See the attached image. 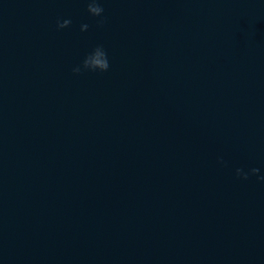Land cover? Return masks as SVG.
Instances as JSON below:
<instances>
[{
	"label": "water",
	"instance_id": "water-1",
	"mask_svg": "<svg viewBox=\"0 0 264 264\" xmlns=\"http://www.w3.org/2000/svg\"><path fill=\"white\" fill-rule=\"evenodd\" d=\"M100 3L0 0V264H264V0Z\"/></svg>",
	"mask_w": 264,
	"mask_h": 264
},
{
	"label": "clouds",
	"instance_id": "clouds-1",
	"mask_svg": "<svg viewBox=\"0 0 264 264\" xmlns=\"http://www.w3.org/2000/svg\"><path fill=\"white\" fill-rule=\"evenodd\" d=\"M87 12L90 16L94 18H100L98 20V27H102L105 23L103 19L104 9L101 6L100 0H87ZM71 24L70 20H64L63 22L57 21V30H62ZM88 25L84 24L81 26V32L87 31ZM109 61L106 51L102 46L96 47L91 53H89L83 60L80 66H77L73 69V74L79 75L83 72H99L103 73L108 71ZM259 172V169L252 168L249 172H245L243 169H236V176L247 180L249 176H255ZM261 180H264V177H260Z\"/></svg>",
	"mask_w": 264,
	"mask_h": 264
}]
</instances>
